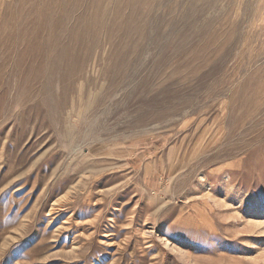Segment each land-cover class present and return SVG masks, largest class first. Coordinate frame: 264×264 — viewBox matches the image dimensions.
Returning a JSON list of instances; mask_svg holds the SVG:
<instances>
[{
    "label": "rangeland",
    "instance_id": "rangeland-1",
    "mask_svg": "<svg viewBox=\"0 0 264 264\" xmlns=\"http://www.w3.org/2000/svg\"><path fill=\"white\" fill-rule=\"evenodd\" d=\"M0 264H264V0H0Z\"/></svg>",
    "mask_w": 264,
    "mask_h": 264
},
{
    "label": "bare ground",
    "instance_id": "bare-ground-1",
    "mask_svg": "<svg viewBox=\"0 0 264 264\" xmlns=\"http://www.w3.org/2000/svg\"><path fill=\"white\" fill-rule=\"evenodd\" d=\"M103 19H104V18H103ZM124 22H125V21H124ZM120 24H121V23H120ZM81 35H82V33H81ZM81 35H79L78 37H81ZM82 37H83V36H82ZM79 39H80V38H79ZM52 41H53V38H52ZM55 43H56V42H55ZM62 45H63V44H62ZM94 45H95V44H94ZM63 47H64V46H63ZM56 48H57V47H56ZM80 51H81V50H80ZM92 51H93V50H92ZM70 53H71V52H70ZM78 53H79V52H78ZM59 55H60V54H59ZM82 55H83V54H82ZM53 57H54V56H53ZM63 57H64V56H63ZM65 57H66V55H65ZM91 58H92V57H91ZM91 58H90V59H91ZM40 60H41V59H40ZM53 62H54V61H53ZM34 63H35V62H34ZM14 65H15V64H14ZM31 65H32V64H31ZM81 65H82V64H81ZM78 66H79V65H78ZM74 69H75V67H74ZM42 70H43V69H42ZM58 71H59V70H58ZM62 72H63V71H62ZM40 73H41V72H40ZM58 73H59V72H58ZM48 75H49V74H48ZM48 75H47V76H48ZM65 76H66V75H65ZM41 78H42V77H41ZM72 78H73V77H72ZM72 78H71V79H72ZM44 79H45V78H44ZM45 81H46V80H45ZM76 81H77V80H76ZM49 84H50V83H49ZM35 85H36V84H35ZM35 85H34V86H35ZM44 87H45V86H44ZM28 89H29V88H28ZM261 90H262V89H261ZM245 93H246V92H245ZM61 95H62V94H61ZM244 97H245V96H244ZM250 98H251V97H250ZM251 99H252V98H251ZM252 100H253V99H252ZM253 103H255V102H253ZM256 104H257V103H256ZM257 105H258V104H257ZM250 109H252V108H250ZM260 116H261V115H260ZM250 125H251V124H250Z\"/></svg>",
    "mask_w": 264,
    "mask_h": 264
}]
</instances>
